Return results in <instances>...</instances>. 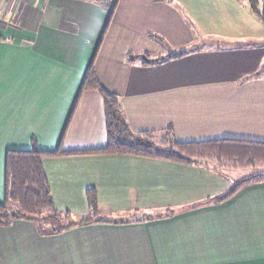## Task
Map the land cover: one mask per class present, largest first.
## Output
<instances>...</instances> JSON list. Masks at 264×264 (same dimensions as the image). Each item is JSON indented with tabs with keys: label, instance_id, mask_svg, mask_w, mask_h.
Segmentation results:
<instances>
[{
	"label": "crops",
	"instance_id": "1",
	"mask_svg": "<svg viewBox=\"0 0 264 264\" xmlns=\"http://www.w3.org/2000/svg\"><path fill=\"white\" fill-rule=\"evenodd\" d=\"M105 1L0 0V201L7 150L105 145L102 98L78 96L93 56L133 133L264 142V24L249 0H117L104 28ZM41 163L55 210L89 216L94 190L97 210L121 222L43 234L11 220L0 264H264V181L216 203L232 173L135 155Z\"/></svg>",
	"mask_w": 264,
	"mask_h": 264
},
{
	"label": "trees",
	"instance_id": "2",
	"mask_svg": "<svg viewBox=\"0 0 264 264\" xmlns=\"http://www.w3.org/2000/svg\"><path fill=\"white\" fill-rule=\"evenodd\" d=\"M249 1L252 12L264 24V4L258 8V0ZM116 3L117 0L105 1L108 17L104 28L109 23ZM184 53L181 52L173 56H180ZM133 58L134 55L127 54L128 61H132ZM93 60L94 56L83 74L78 96L83 91L94 90L102 98L106 129L105 145L85 150H63L59 147L53 151H42L35 147L7 150L4 154L0 225L8 224L15 219H26L34 221L41 233L56 234L70 227L92 222H121V220L112 218L110 214L104 215L97 210L94 190L86 191L90 209L89 216L76 217L69 212L55 210L50 187L41 163L44 157L99 154L135 155L200 166L219 174H223L227 169H246L264 163V142L260 141L224 138L179 142L173 138L170 128L156 134L133 133L125 122L117 97L100 86ZM161 61L163 60L146 58L144 63L153 64ZM158 135L159 137H157ZM257 181H264V174L260 177H249L236 182L228 191L215 198L214 202L219 203L233 195L240 187ZM145 216L143 217L145 218ZM149 217L151 216L146 218Z\"/></svg>",
	"mask_w": 264,
	"mask_h": 264
},
{
	"label": "rangeland",
	"instance_id": "3",
	"mask_svg": "<svg viewBox=\"0 0 264 264\" xmlns=\"http://www.w3.org/2000/svg\"><path fill=\"white\" fill-rule=\"evenodd\" d=\"M157 137H159V135ZM141 141L144 142L146 140ZM225 172L232 173L233 177L236 178V180L239 179V181L249 177L256 178V176L260 177V175L264 174V163L246 169H227Z\"/></svg>",
	"mask_w": 264,
	"mask_h": 264
}]
</instances>
